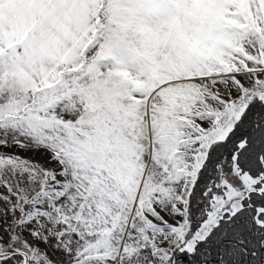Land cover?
Returning <instances> with one entry per match:
<instances>
[{"label": "snow or ice", "instance_id": "1", "mask_svg": "<svg viewBox=\"0 0 264 264\" xmlns=\"http://www.w3.org/2000/svg\"><path fill=\"white\" fill-rule=\"evenodd\" d=\"M0 264H264V0H0Z\"/></svg>", "mask_w": 264, "mask_h": 264}, {"label": "rangeland", "instance_id": "2", "mask_svg": "<svg viewBox=\"0 0 264 264\" xmlns=\"http://www.w3.org/2000/svg\"><path fill=\"white\" fill-rule=\"evenodd\" d=\"M23 154H24V155H29V156L32 155V153H27V152H26V153H23ZM37 158H38V159H41L42 157H40L39 155H37Z\"/></svg>", "mask_w": 264, "mask_h": 264}]
</instances>
